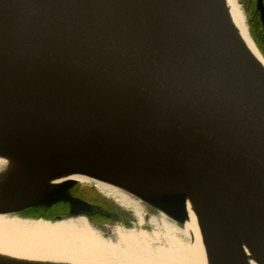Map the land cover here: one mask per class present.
<instances>
[{
	"label": "water",
	"instance_id": "water-1",
	"mask_svg": "<svg viewBox=\"0 0 264 264\" xmlns=\"http://www.w3.org/2000/svg\"><path fill=\"white\" fill-rule=\"evenodd\" d=\"M0 143L110 180L181 223L191 195L211 264L233 218L264 258V73L214 0H0ZM77 183L0 200V213L67 203L68 217L103 214L72 194Z\"/></svg>",
	"mask_w": 264,
	"mask_h": 264
},
{
	"label": "bare ground",
	"instance_id": "bare-ground-1",
	"mask_svg": "<svg viewBox=\"0 0 264 264\" xmlns=\"http://www.w3.org/2000/svg\"><path fill=\"white\" fill-rule=\"evenodd\" d=\"M227 34L264 73V57L252 40L238 0H214ZM92 185L118 207L131 212L129 225L101 229L85 216L50 221L0 213V264H211L207 231L191 195L181 196L184 220L152 207L136 193L103 177L70 167L44 163L39 154L0 143V200L23 203L49 195L64 180ZM149 229H145L144 225ZM226 225L225 250L219 264H264L243 226Z\"/></svg>",
	"mask_w": 264,
	"mask_h": 264
},
{
	"label": "flooded vegetation",
	"instance_id": "flooded-vegetation-1",
	"mask_svg": "<svg viewBox=\"0 0 264 264\" xmlns=\"http://www.w3.org/2000/svg\"><path fill=\"white\" fill-rule=\"evenodd\" d=\"M257 1V0H256ZM256 1H255V5H254V13L256 16V20H257V24L258 26V30L261 32L259 34H257V38H255V42L257 45H264V37L262 34V31H264V23L262 22L261 19V14H260V10L257 9L256 7ZM263 3V9H264V0H262ZM78 189V188H77ZM81 190H86V192L88 193L89 190L85 187V188H80L78 191H75L74 189H72V194L76 197L82 198L92 204H94L96 206V208H105L107 209L106 211H103L101 213L97 212L95 208L92 209V211H90L89 213L86 214V219L90 222H92L95 225H98L103 223V221H116V222H121L124 225H129L130 224V220L132 219V214L131 212L127 211H121L119 209H115V207H113V205H106L105 203H103V201L97 200V201H91L89 199L88 196L84 195L83 191ZM69 204L67 203H61L58 206H54L52 208L49 209H39L38 211L32 212V211H28L25 212L28 215L31 216H42L45 218H54L57 216H62V217H68V213H69ZM147 211H145V214L147 215V217L152 216L156 213V211L152 208V207H148L146 209ZM31 213V214H30ZM101 226V225H100ZM145 229H149V227L145 224L144 225Z\"/></svg>",
	"mask_w": 264,
	"mask_h": 264
},
{
	"label": "rangeland",
	"instance_id": "rangeland-1",
	"mask_svg": "<svg viewBox=\"0 0 264 264\" xmlns=\"http://www.w3.org/2000/svg\"><path fill=\"white\" fill-rule=\"evenodd\" d=\"M256 0H238V3L240 4L242 10L244 11L245 13V16H246V23H247V28H248V32L252 38V40L255 42V38H257V34H256V31H253V29L255 28L254 26V23H256L257 20H252L253 18H255V13H254V3H255ZM256 19V18H255ZM254 21V22H253ZM255 32V33H254ZM253 33L255 35H253ZM255 36V37H254ZM256 44V42H255ZM256 47L258 48L259 52L261 53V49L258 47V45L256 44ZM263 50H264V47L262 46ZM261 55L263 56V54L261 53ZM264 57V56H263ZM87 188L89 190V192L87 193L86 190H81L83 191L84 195L88 196L89 199L91 201H97V200H100V201H103V203H105L106 205H113V207H115V209H119L121 211H125L127 212V210H124L123 208L121 207H118L117 204L110 198L100 194L92 185H83V184H80V183H77L72 189H74L75 191H78L80 188ZM78 188V189H77ZM72 192V191H71ZM61 204V203H60ZM59 205V204H58ZM58 205H55V206H58ZM54 207V206H53ZM52 208V207H51ZM39 209H45V208H41V207H37V208H30L29 210H27L26 212L28 211H32V212H35V211H38ZM49 209V208H47ZM46 209V210H47ZM29 213V212H28ZM31 214V213H30ZM9 215H15V214H9ZM43 219H46L43 217ZM118 224H122L121 222H116V221H103V223L99 224L98 225H94L95 227L99 228L102 230V232L105 234V232H107V229L112 227V226H115V225H118ZM101 225V226H100Z\"/></svg>",
	"mask_w": 264,
	"mask_h": 264
},
{
	"label": "trees",
	"instance_id": "trees-1",
	"mask_svg": "<svg viewBox=\"0 0 264 264\" xmlns=\"http://www.w3.org/2000/svg\"><path fill=\"white\" fill-rule=\"evenodd\" d=\"M255 18H256V16H254ZM255 18H253L252 20H256ZM253 21V22H254ZM257 22V21H256ZM254 26H255V28L253 29V31H256V34H259L260 32H261V30L260 31H257L258 30V24L257 23H254ZM259 32V33H258ZM255 33V32H254ZM253 33V35H255ZM262 34H263V37H264V31H262ZM255 37V36H254ZM262 46L264 47V45H258V47L261 49V53L263 54V56H264V50H263V48H262Z\"/></svg>",
	"mask_w": 264,
	"mask_h": 264
}]
</instances>
